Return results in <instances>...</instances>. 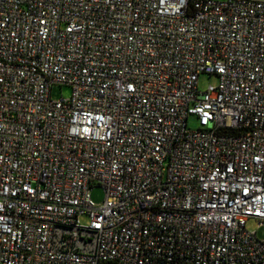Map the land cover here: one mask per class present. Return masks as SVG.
I'll list each match as a JSON object with an SVG mask.
<instances>
[{
  "label": "built area",
  "instance_id": "built-area-1",
  "mask_svg": "<svg viewBox=\"0 0 264 264\" xmlns=\"http://www.w3.org/2000/svg\"><path fill=\"white\" fill-rule=\"evenodd\" d=\"M250 219L264 0H0V264H264Z\"/></svg>",
  "mask_w": 264,
  "mask_h": 264
},
{
  "label": "rangeland",
  "instance_id": "rangeland-1",
  "mask_svg": "<svg viewBox=\"0 0 264 264\" xmlns=\"http://www.w3.org/2000/svg\"><path fill=\"white\" fill-rule=\"evenodd\" d=\"M218 77L216 75H207L202 74L198 78V88L199 90L203 91L207 88L208 85H217ZM71 94V90L67 86H53L51 90V98L52 100H57L61 97L68 98ZM188 128L190 130H196L199 128V124L194 117H190L188 119ZM90 196L92 201L99 205L103 202L104 194L100 188H94L90 192ZM80 221L82 224L86 225L88 223V219L85 215L81 216ZM246 229L252 232H256L257 237L259 239H264V228L258 227V222L250 219L246 223Z\"/></svg>",
  "mask_w": 264,
  "mask_h": 264
},
{
  "label": "trees",
  "instance_id": "trees-1",
  "mask_svg": "<svg viewBox=\"0 0 264 264\" xmlns=\"http://www.w3.org/2000/svg\"><path fill=\"white\" fill-rule=\"evenodd\" d=\"M103 264H113V263H110V262H109V263H103Z\"/></svg>",
  "mask_w": 264,
  "mask_h": 264
}]
</instances>
